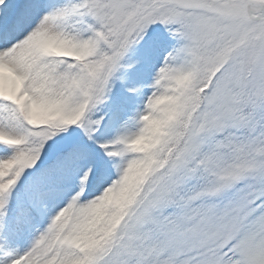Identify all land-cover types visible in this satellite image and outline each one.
<instances>
[{"label":"snow or ice","instance_id":"6c2138e0","mask_svg":"<svg viewBox=\"0 0 264 264\" xmlns=\"http://www.w3.org/2000/svg\"><path fill=\"white\" fill-rule=\"evenodd\" d=\"M0 264H264V0H0Z\"/></svg>","mask_w":264,"mask_h":264}]
</instances>
